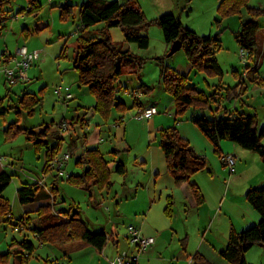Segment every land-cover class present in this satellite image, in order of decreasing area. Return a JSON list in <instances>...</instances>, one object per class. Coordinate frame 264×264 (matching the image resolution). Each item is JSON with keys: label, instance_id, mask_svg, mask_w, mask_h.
I'll return each instance as SVG.
<instances>
[{"label": "rangeland", "instance_id": "1", "mask_svg": "<svg viewBox=\"0 0 264 264\" xmlns=\"http://www.w3.org/2000/svg\"><path fill=\"white\" fill-rule=\"evenodd\" d=\"M84 1L86 0H36L37 8H34L32 0H0V98H4L3 105L9 108L7 114L0 117V171L4 170L12 175V181L3 195L10 201L12 212L16 217L25 215L27 212L34 221L38 220L35 210L41 203L23 205L19 202L17 191L28 183L41 181L42 185L43 182L49 185L50 180L56 177L58 178V189L50 199V203L54 204L55 215L64 218L61 212L72 213L77 207L83 218L90 222L92 228L97 230L103 228L109 235H112L111 230L116 228L120 240L119 253L122 254L133 249L125 234L127 227L137 225L135 219L138 216L141 217L142 209L139 208L142 199L134 192L137 191L135 188L142 183V178L148 172L147 169L138 171L135 158L148 148L155 147L159 149L160 157H164L166 164L165 155L160 145L159 132L161 128L156 126L154 118L151 120L135 118L139 109L133 106L134 98L140 97L139 99L146 104L156 103L159 106L160 115L175 117V124L178 127V124L192 117L193 108H188L184 114L176 118V102L160 81V64L156 58L165 57V62L181 73H186L190 65L184 49L169 55L172 45L168 47L158 24H151L141 30V33L150 39L148 48H140L137 43L126 41L123 29L112 27L108 32L115 43L146 60L139 74L125 73L119 79L118 85H121V90L118 92L117 98L127 104L128 110L121 113L114 108L108 119L95 112V115L88 120L84 127L74 123V119L82 109L81 106L89 107L96 103L95 96L90 92L89 87L80 84L79 74L73 66L78 39L81 36H100V32L106 28V23L102 22L81 30L83 25L80 17V5ZM133 4L144 11L148 21L172 12L181 17L185 26L200 35L220 33L221 47L217 52V57L224 71L223 77L209 76L199 71L196 75L191 73L196 85L208 94L213 93L219 84L226 88H234L240 83V77L244 72L253 71L256 73L258 71L262 73L264 71V16L258 18L260 30L256 53L251 55L246 50H242L235 36V32L240 30L242 22L252 17L247 7L243 8L239 15L223 17L217 9L219 0H135ZM66 6H70L71 11L62 14V10ZM248 7L264 9V0H249ZM22 46H27L31 51H40L41 57L28 69L27 81L18 80L13 83L3 70L16 66L17 50ZM262 61L263 66L260 67L259 63ZM244 78L245 84L242 91L229 96L225 89L220 100L213 101L211 107L203 114L207 118H214L224 110H232L233 116H238L243 112L246 115H254L259 125L264 128V80H261L260 77L255 80L251 77ZM141 82H144L152 90L145 93L143 89L139 88ZM59 86L64 89L70 87L76 97L67 102L64 101L65 92L61 95L57 93ZM135 90H137L135 96L130 94ZM138 90L142 92H138ZM25 92L34 93L42 99V104L36 107L32 114L26 110L18 112L19 100ZM218 107L220 109L217 111ZM87 114H82L79 121H85L84 118ZM123 116L122 126L125 128V139L128 144L124 142V149H121V147L123 148L121 144L117 146L119 139L115 134L111 139H105L100 149L106 160L119 161L123 159L127 173L120 175L115 171L112 172L113 185L109 189L99 190L97 187H93L90 192L68 182L69 175L83 171V167L76 164L78 153L72 155L69 163L63 167L65 176H60L56 165L52 164L50 170L47 169L46 145L36 147L32 140H28L25 132L10 139L6 137L5 132L11 123L19 120V125L22 127H34L38 131L48 134L44 137L50 147L58 142V138H61L62 148L58 157H62L66 153H71L73 149H80L81 139L88 136L96 125L100 124L104 130H108L114 127L117 122L119 123ZM75 133L76 136H74ZM114 149L119 152L115 153ZM241 149L250 155L260 157L252 151L242 147ZM202 155L207 157L209 168L211 166L209 157H220L215 151L214 156L212 154ZM114 164L117 163L114 162ZM229 175L228 170L227 183ZM139 181L140 183H138ZM47 188L49 191L53 190ZM127 189L132 191H127ZM130 192L133 195L128 197ZM169 202H171V215L167 213ZM181 209L185 208L179 207L178 214ZM174 211L173 198L169 197L164 212L171 219ZM184 218H187V214L183 216V220ZM28 219H24L25 226L29 223ZM200 220V222L193 223V226L199 225L192 226L191 239L188 237L187 245L191 240L190 246L196 248L197 251L200 240L202 242L206 239V243L209 245L213 243L215 246H220L221 243L215 239V237L220 239L219 223H210L205 218ZM176 224L183 230L186 228L182 220ZM185 236L186 234L180 238ZM113 238L116 236L113 235L107 244L110 253H113L115 249ZM24 239L32 241L36 248L31 255L24 252L28 255H25L23 264H47L52 252L58 257L65 258L63 255L61 256V252L56 247L50 244L41 246L31 229L19 231L9 221L0 223V250L2 252L8 251L13 241ZM178 242L180 243V241ZM78 252L77 259L80 264H102L106 259V255L91 246ZM246 259L249 264H264V246L254 245L246 253ZM15 260L16 264H21L19 258L15 257L9 264H14Z\"/></svg>", "mask_w": 264, "mask_h": 264}, {"label": "trees", "instance_id": "2", "mask_svg": "<svg viewBox=\"0 0 264 264\" xmlns=\"http://www.w3.org/2000/svg\"><path fill=\"white\" fill-rule=\"evenodd\" d=\"M36 0H32L34 8ZM135 0H86L80 5V17L82 22L81 30L88 29L99 23H106V28L100 32V36L84 37L78 39V46L75 49L73 59L74 69L79 74L81 85L88 86L90 92L95 96L96 103L93 110L101 114L105 119L116 108L119 112L125 113L128 110L127 104L117 98L121 85L119 79L129 70L140 71L146 60L130 50L115 43L108 30L112 27H121L125 33V40L135 42L140 48H148L150 39L141 33L145 27L151 24H158L163 32L166 43L172 44L176 40L182 42L190 68L204 72L209 76L223 77L224 71L219 63L217 52L221 47L220 33L215 35H200L182 22L180 16L175 13H165L151 21H148L144 11L135 6ZM249 0H220L218 12L223 17L239 15L242 9L247 7L251 18L244 20L240 30L235 32L241 49L249 54L257 52L258 32L260 24L258 18L264 16V9L248 7ZM71 11L70 6L62 10V14ZM160 64V81L164 89L169 92L176 102L175 116L178 118L188 108H193L192 122L202 131L214 146L215 152L223 157L221 142L230 140L242 148L258 154L264 162V128L259 129L255 125V116L239 113L233 116L228 110L223 114L227 116H216L207 118L203 112L211 107L222 90H227L229 96L236 94L237 86L234 88L224 87L219 84L213 93L208 94L194 84L188 73H181L165 62V57H157ZM264 80V79H262ZM17 82V80L15 81ZM140 89L149 93L152 89L141 84ZM136 91H132L135 96ZM4 98H0V117L7 114L9 108L3 105ZM42 104V99L36 94L25 92L18 103V112L26 110L32 114L36 107ZM133 106L139 111L142 110V103L137 97L134 98ZM220 107L216 110L218 111ZM80 118V117H79ZM8 139L14 138L17 134L25 132L28 140H32L36 147L47 146V169H50L53 161L60 153L62 139L50 147L44 131L22 127L19 120L11 123L5 130ZM160 145L165 155L167 169L173 176L175 184L181 186L187 183L192 191L198 205L205 202L199 186L192 182L191 178L200 171L208 170V159L206 156L197 153L194 147L180 134L176 125L162 128L159 132ZM114 152H119L114 149ZM76 164L83 167L80 174L68 176V182L74 186L91 191L93 187L99 190L110 188L113 185L112 170L109 162L105 159L98 148L85 149L77 158ZM115 172L126 175L127 168L122 161H117ZM12 175L6 171H0V223L11 221L14 218L10 201L3 193L10 185ZM55 188L49 191L47 187L39 182L24 184L18 189L19 202L23 205L45 202L37 210L40 225L33 227L32 232L40 244H50L56 247L64 257H69L75 252L91 246L102 252L107 246L110 237L105 231L91 230L80 217L79 210L73 213L63 211L64 218H59L53 212L54 204L50 203ZM246 200L260 214L261 220L242 231L231 230L228 243L220 255L230 264H249L246 253L256 244L264 246V186L251 188L246 193ZM167 213L171 215V202L167 207ZM29 220V219H28ZM25 220L19 219L16 226H21ZM15 248V249H14ZM35 244L27 239L13 241L10 249L6 252L0 250V264H8L12 258L18 257L20 253L34 252ZM55 262V260L50 263ZM195 264H212L201 253L193 256Z\"/></svg>", "mask_w": 264, "mask_h": 264}, {"label": "crops", "instance_id": "3", "mask_svg": "<svg viewBox=\"0 0 264 264\" xmlns=\"http://www.w3.org/2000/svg\"><path fill=\"white\" fill-rule=\"evenodd\" d=\"M167 45L168 47H170L172 44L167 43ZM259 66L260 67L263 66V61L259 63ZM140 71L129 70L126 73L139 74ZM259 71L261 72V69ZM192 72L195 73V75L197 74L196 70H192L189 67V70L186 73L189 74L191 81L194 84H196L194 82L193 77L191 76ZM243 76L251 77V79L254 80L257 77H260V79L262 80L264 79V71H262V73H259L258 71L256 73H253V71H250L248 73L244 72L240 77L241 79L240 83L237 84L238 85L236 90L237 93L242 91L244 87L245 78ZM141 84H145V83L141 82ZM68 88L69 90H66L67 88L64 89L62 87L63 92H65V94L68 92L72 93L71 88L70 87ZM135 91L137 92V90ZM138 92H142V91L138 90ZM223 92L224 90L221 91V95L216 99V101L218 99L220 100V98L223 96ZM75 97L76 96L74 94L73 98L65 99L63 97V100L67 102L69 100L74 99ZM139 98L140 97H138V99ZM139 101L142 103V110L138 111L135 114V118L140 120H145V119L151 120L152 118H154V122L159 129L168 128L174 125L177 126V124H175V117L171 118L160 115V109L156 103L146 104L142 102L140 99ZM152 106L158 109V113L148 118L141 117L143 111L146 108ZM81 107L82 109L80 113H78V116L76 117V119H74L73 122L80 125L81 127H84L88 122V120L95 115V111L93 110L94 103L91 104L89 107L87 106H81ZM85 113H88L85 118L82 117L85 119V121L80 122L79 117ZM229 113H233V111L230 110ZM220 116H227V115L223 114V111H221ZM189 120L192 121V117L190 119H187V121H183L180 124H178L180 134L194 147L197 153L207 154V155L212 154V156H214L215 150L212 143L202 133V131L193 122ZM123 121H124V116L121 118L119 123L117 122V124L114 127H111L108 130L106 129L104 130L102 128V125L100 124L96 125L94 130L91 131L88 136L86 135L84 138L81 139V148L72 150V152L70 153L71 158L72 155H75L76 153H78V157H79L85 149H94V148L100 149L104 140L111 139L112 136L115 134L119 139V142H117L116 145L119 146L121 144L123 146V148L120 146L121 149H124L125 146L124 142L127 141L125 139L126 131L125 128L122 126ZM254 123L259 129L263 128L256 121V118ZM76 133L74 134V136L77 135ZM221 149H222L223 157H209L211 162L210 168L208 167V170L194 174L192 178V182L196 183L199 186L205 198V202L202 205L197 204L192 194V191L187 183H184L181 186H176L173 176L170 174V172L167 169V165L165 164L164 157H160L161 154L158 148L155 147L148 148L145 152L140 153L139 156L135 158L136 164L138 165V171H140L141 169L143 170L147 169L148 172L142 178V183L139 184L137 188H135V190L137 191L134 192L136 196H141L142 201L139 209H142L141 210L142 214L141 217L138 216V218L135 219L137 225L134 224L130 226L139 228L141 233L145 236L155 237V243L152 246H150L147 250L139 253L137 247L132 245L130 242L129 233H128V229L130 226L127 227L125 237L128 240L129 244L133 247V249L131 251H126V253L129 255L138 256V259L135 264H195L193 262V256L197 252L201 253L212 264H230L229 262H227L225 259L222 258V256L220 255V251L226 248L231 230L234 229L239 232L257 224L261 220L260 214L252 207L251 204L247 202L245 196L249 189L264 186V162L261 160L260 157H256L255 155H250L249 153H246V151L241 149V146L237 145L236 143L230 140L222 141ZM227 154H234L236 156L238 155L237 164L235 166L234 172H230L229 168L226 166L224 162V156H226ZM70 159L66 162V164L69 163ZM113 161H109V166L111 170L114 172L117 165L114 164V162L117 163V161L116 160L114 162ZM119 161H122L124 163L123 159ZM112 162L113 165L111 166ZM228 170L230 175H229V182L227 183L228 180H226L227 179L226 176ZM80 173L81 172L79 171L74 174H80ZM225 180L226 182H224ZM39 183L42 182L40 181ZM138 183H140V181ZM43 185H46L51 189L55 188V191H57L58 178L56 177L52 178V180H50L49 182V185L43 182ZM127 191H132V190L127 189ZM132 195L133 193L130 192L128 194V197ZM169 197L173 198V202L175 204L174 215L171 219H169L164 212V209L168 204ZM47 202L48 201H45L42 202L41 204H45ZM179 207H184L185 209H181L178 214ZM38 208L35 210L36 212ZM76 210L79 209L76 207V209L73 212H75ZM183 210L185 213L184 212L182 213ZM186 214H187V218L186 219L184 218L183 220V216ZM80 217L84 220V222L91 230L105 231V229L103 228L98 230L92 228L90 226V222L84 219L81 213H80ZM22 218L23 219L29 218V223L26 224V226L23 224L17 227L15 225L17 220ZM201 218L202 219L205 218L206 221L208 220L210 221V223H215V222L219 223V226L221 228L220 239L216 237L215 239L221 243L220 246H215L213 243L209 245L208 243H206V239L202 242L200 240V244L198 246L197 251L196 248L190 246L191 240H190V244L187 245L188 237H190L191 239L190 236L191 229L194 226L199 225V224H195L193 226V223L200 222ZM179 220H182L184 225L186 226L184 230L181 229L180 226H176L177 225L176 223L179 222ZM10 222L15 227V229L19 231L21 230L24 231L27 228L32 230L33 227L40 225L39 220L36 219L34 221L31 215L27 212L25 213V215L18 217L14 215V218ZM204 225L206 224L204 223ZM111 231H112V235H109V237L112 238L113 235L116 236V238H113L115 249L113 253H110L108 251L109 246L108 247L106 246L104 248L102 253L106 255L105 256L106 259L102 264H109L111 260L115 259L116 256L120 254L119 253L120 240L117 236L118 235L117 229L113 228ZM184 234H186V236L184 238H180ZM177 238L179 239L178 241H180V243L177 241ZM43 245H48V244H41V246ZM78 253L79 252H75L69 257L63 258V257H58L54 252H52L50 254L51 258L48 259L47 264H58V263L80 264L79 259H77L79 256ZM25 255H28V253L26 254H24V252L20 253L19 256L15 258L16 259L19 258L20 263L23 264L25 260ZM53 260H55V262L50 263ZM14 264H16V260Z\"/></svg>", "mask_w": 264, "mask_h": 264}, {"label": "built area", "instance_id": "4", "mask_svg": "<svg viewBox=\"0 0 264 264\" xmlns=\"http://www.w3.org/2000/svg\"><path fill=\"white\" fill-rule=\"evenodd\" d=\"M17 64L14 68H6L3 72L6 74L7 78L11 82H15L16 80L27 81V71L28 69L40 59V51H31L27 46H22L17 50ZM19 58V59H18ZM66 90H69L67 88ZM63 92L62 87H58L57 93L61 95ZM132 94V93H130ZM74 95L71 92L65 94V99L73 98ZM158 113V109L154 106L146 108L141 117L148 118L154 114ZM71 158L70 153H66L62 157H56L53 165H56L59 175L64 176L65 173L63 171V167L66 162ZM1 161V156H0ZM224 162L226 166L229 168L230 172H234L235 166L237 164V156L234 154H227L224 156ZM41 184V183H40ZM129 239L132 245L137 247L139 253L147 250L150 246L155 243L154 236H145L141 233L140 229L134 226H130L128 229ZM138 259L136 255H129L126 252L119 254L115 259L111 260L109 264H135ZM64 264V263H58Z\"/></svg>", "mask_w": 264, "mask_h": 264}, {"label": "water", "instance_id": "5", "mask_svg": "<svg viewBox=\"0 0 264 264\" xmlns=\"http://www.w3.org/2000/svg\"><path fill=\"white\" fill-rule=\"evenodd\" d=\"M182 48V42L180 40H176L172 43L171 49L169 51V55L175 54L177 51H179Z\"/></svg>", "mask_w": 264, "mask_h": 264}]
</instances>
